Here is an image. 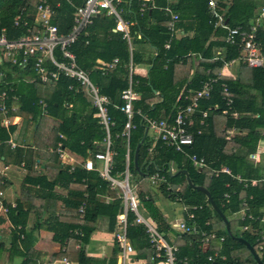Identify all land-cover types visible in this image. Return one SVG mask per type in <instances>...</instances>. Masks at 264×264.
<instances>
[{
  "label": "trees",
  "instance_id": "16d2710c",
  "mask_svg": "<svg viewBox=\"0 0 264 264\" xmlns=\"http://www.w3.org/2000/svg\"><path fill=\"white\" fill-rule=\"evenodd\" d=\"M60 1L59 7L55 9L57 16L53 22L59 24L57 21L62 20L70 27L73 7L80 6L84 0H68L69 3ZM218 1V7L225 10L224 16L229 27L246 28L255 25L258 20L254 14L256 6L249 0ZM166 3L170 6L168 7L170 11L177 14L175 21L177 34L173 39L169 38L167 30L169 16L160 10ZM34 4L35 0H0V30L5 31L8 39L22 34L20 30L12 27L14 17L20 12L22 16L25 13H33ZM152 4L154 8L151 7ZM140 5L139 0H124L121 6L122 17L128 23H132L128 27L130 46L133 39L134 43L146 44L155 51V56L146 61L150 70L155 71L152 76L149 74L146 77H139L131 74L128 77L129 56L132 65L135 66L145 61L141 59L140 53L133 51L132 46L129 53L126 42L111 32L114 26L111 17L94 18L92 25L87 29V37H79L70 47L76 65L81 70L87 71L90 78L101 77L99 81L95 79L94 84L97 85L100 94L105 95L109 101L106 111L112 121L109 135L111 150L114 152L110 175L119 177L124 168V155L128 151V172L136 187L139 214L167 241L172 240V245L176 249L174 253L176 264H257L245 246L234 238L245 240L264 264L262 239L264 231L260 232L259 224V219L264 216V183L260 181L264 173V158L263 164L253 166L245 159L248 154L255 151L257 142L264 138V65L252 69L238 64L236 78H220L218 84L224 83L228 87L227 97L232 102L227 115L221 114L225 107L218 85L214 87L207 101L198 100L197 109L207 110V117L203 120V125H199L200 114H194V125L188 130L193 136L189 152L204 158L208 167L194 169L188 160L174 152L173 148L165 147L160 141H152L147 131L143 136L147 128L146 120L163 119L171 122L176 106L191 103L200 83L221 68L220 61L212 60L214 52L226 49L223 58L227 61L235 59L238 53L235 47L224 45L221 40L222 31L214 30L207 24L209 16L205 0H149L139 13ZM255 26L256 43L264 57V30L257 24ZM59 32H66L61 31L60 24ZM166 42H169V48L165 50L163 45ZM112 59H117L115 68L100 75L95 69V61L108 63ZM0 73L3 74L0 79V90H10L9 96L13 95L16 99L5 101L6 116L10 119L19 118L29 128L32 123L36 125L32 133L33 144L37 145V151L32 153L36 158L41 155L39 150L43 149L42 140L45 142L43 143L45 148L54 149L59 143V146L81 157L101 150L104 133L98 120L94 118L96 110L91 99L75 80L60 76L52 84L40 83L29 68L25 71L19 70L15 65L5 61L0 63ZM26 77L31 79V82L28 83ZM128 86L136 94V98L132 101L133 129L129 131L126 142L125 137L121 136L125 117L119 108L123 103L120 95ZM69 102H72L73 106L67 109L65 104ZM233 113L235 117H232ZM50 120L54 121L55 125L49 126ZM14 129L12 125L7 128L0 125L2 157V148L6 149L5 142ZM226 131H234L236 136L228 141ZM59 135L62 139L58 138ZM137 146H139L137 169H134L133 153ZM37 154L39 156H36ZM19 155L15 152L14 158ZM19 161L20 156L17 163ZM222 166L229 170L231 176L221 174L214 177L212 171ZM27 168L29 173L25 176L24 183L38 184L48 191L61 180L64 181L65 188L69 186L67 195L60 204L52 201L51 206L54 209L48 210L51 214L57 213L48 227V231L52 233V242L61 245L65 240L62 252L50 255L48 264L62 258L76 264H91L92 259L85 257L83 248L96 228L98 217L106 220L108 230L114 229L116 218L121 212V199L115 196L109 204H98L94 197L95 192L86 193L85 186L93 183L94 187L103 192L108 190V183L92 176L86 181L88 185H84L81 180L85 176L81 170L73 171L67 174V177H62V173L57 172V180L55 178L45 183L43 177H36L30 165H27ZM170 168L173 170L172 173L169 172ZM182 170L186 171L192 187L187 185L184 175L180 173ZM154 173H158L165 181L155 189L150 187L148 182ZM31 176L35 178L30 179ZM250 180L258 182L251 186ZM5 186L6 183L2 182L0 189ZM193 187H200L208 192L226 221L227 217L239 216V212L243 210L245 215H250L255 220L244 218L240 221L236 218L227 221L231 234L228 236L223 221L207 206L206 197ZM24 194L26 193L21 190L14 208L7 209L6 219L11 224L7 252L9 258L18 255L23 259L20 264H29V254H32V251L23 237L25 235L22 229L25 225L23 221L32 210L39 211L42 203L37 205L41 199L37 201L38 197L28 195L34 201L31 202ZM159 194L169 202L182 204L187 210L201 206L200 210L193 212L194 223L188 220L187 216L183 218L186 225L195 227V233L182 234L167 225L155 206ZM225 195L227 197H224ZM82 204L84 213L82 219H79L78 207ZM126 218L128 224L126 235L134 248L136 258L145 260V264H155L149 259L152 250L146 241L144 229L131 224L134 220L132 213H128ZM242 226H246V230L237 233L236 228ZM201 233L215 236L208 240V247L204 253L200 249ZM76 244L78 248L75 247ZM115 246L117 249L115 247L112 251L108 264L116 263L118 245ZM2 248L3 244H0V252ZM19 249L24 250V253ZM214 254L218 256L214 257ZM208 257H212L213 261H208ZM219 257H223L224 260H220Z\"/></svg>",
  "mask_w": 264,
  "mask_h": 264
},
{
  "label": "built area",
  "instance_id": "2783aa9c",
  "mask_svg": "<svg viewBox=\"0 0 264 264\" xmlns=\"http://www.w3.org/2000/svg\"><path fill=\"white\" fill-rule=\"evenodd\" d=\"M68 1V0H64ZM141 1L139 13L144 9V5L149 0ZM145 3V4H144ZM206 8L209 16L208 25L212 28L222 31L221 40L224 45L229 47H235L238 55L235 59L225 60L223 58L226 49H218L214 52L213 61H220L221 68L215 74L209 75L204 81L200 83L199 88L194 92L192 102L180 106L177 105L173 114L171 122L163 119H151L146 120L147 132H151L152 140L154 142L160 141L165 147L173 148L174 152L183 155L191 167L194 169H202L208 167L204 158L197 157L195 154L190 153L189 149L193 143V136L188 130L194 125L193 117L195 113L200 114L199 125H203V120L207 117V110H198V100L207 101L216 85L219 86V91L222 94L221 100L224 102V110L221 111L222 115H227L228 109L231 106V100L227 97L228 87L224 84H218L220 78L224 75V70L231 67L234 63L245 65L248 68H261L264 65V57L260 52L256 43L255 33L256 26L252 25L248 28L241 26L229 27L225 20V10L218 7V0H205ZM124 0H84V2L73 9L71 25L65 33L59 32L58 26L53 22L56 17L55 9L59 7V2L54 0H35L33 7V13H25L22 16L20 12L12 21V27L15 30H20L22 34L15 38L8 39L5 36V31L0 30V63L5 61L8 64L15 65L19 70H27L36 76L40 83L52 84L60 76L67 77L75 80L80 87L84 89L85 94L92 101V106L96 110L95 118L98 120L101 126L104 139L101 150L94 152L83 162V168L86 171H96L100 179L106 181L109 188L116 189L120 193L121 199V212L116 218V231L114 233V240L119 248L117 254L116 264H126L128 255L134 254L133 247L131 246L127 236L126 229L127 215L132 213L134 215V225H140L144 229V234L147 243L149 244L152 252L150 254V262L155 264H176L174 259L175 247L172 245V240L167 241L161 234H159L155 227L145 218H143L138 211L139 200L137 192L134 190L135 186L131 181V176L128 172V151L124 155V168L119 174L120 180L117 177H111L109 171L111 170V159L114 152L111 150V141L109 135V128L112 125V121L107 115L106 107L109 104L108 98L105 95L100 94L96 84L89 80V73L81 70L76 65V59L74 54L70 51V47L81 36L87 37V29L92 25L93 19L97 17H111L114 20V26L111 30L113 34L119 35L120 40L125 41L128 46L129 53L131 52L130 36L128 27L132 23L124 20L122 17ZM154 8V5H151ZM167 16H169V24L167 30L169 32V38L173 39L176 36L177 31L175 27V21L177 20V14L170 11L168 7L162 9ZM264 13V9L262 10ZM140 36H137L139 38ZM87 44V41H85ZM169 48V42L163 45V49ZM57 53V54H56ZM117 59L96 65V70L100 75H104L107 71H111L117 65ZM131 57L129 56L128 63V77L132 74ZM3 76L0 73V79ZM26 81L29 78H25ZM31 80V79H30ZM1 84V80H0ZM129 84V82H128ZM10 90H0V125L3 128L13 125L14 119L6 116L5 101H15L13 95L9 96ZM136 98V94L131 90V87L122 91L120 99L123 102L119 108L120 112L125 117V123L123 126V133L121 136L125 137L127 142L129 131L133 129L131 125V117L133 115L132 101ZM185 99H187L185 97ZM66 108H72V102L65 104ZM44 104H42V110ZM13 110V108H12ZM44 113L42 112V115ZM235 117V114H232ZM18 120V119H17ZM197 134L199 131L196 132ZM230 131H226V140L230 139ZM59 138L61 136L59 135ZM10 149L16 148L13 143L5 142ZM187 149V150H186ZM150 151V150H148ZM55 152L58 157L62 155L60 146L57 145ZM250 159V157L248 158ZM100 163L101 167H95L94 163ZM169 172L173 170L170 168ZM214 177L224 174L231 176L229 170L226 167L214 169L212 171ZM240 182V179L236 177ZM264 183V176L261 180ZM131 182V183H130ZM149 186L157 188L161 183H164V179L154 173L148 179ZM258 181L250 180L251 186L256 185ZM224 197H227L226 195ZM244 206V204H242ZM209 207V205L207 204ZM13 207V205H12ZM201 206L188 208L186 211L187 219L194 222L193 212L200 210ZM0 213L6 214L7 207L3 206L1 202L0 192ZM79 219H82L84 213V205L78 207ZM185 213V212H184ZM238 220H255L250 215H245L244 210L238 214ZM261 226L260 232L264 231V216L259 219ZM174 228L182 233H195V227L193 225L188 226L183 221L178 222ZM246 230V226L239 228V233ZM259 232V234H260ZM201 246L200 249L204 253L208 247V240L213 239V234L201 233ZM264 240V235H262ZM261 239V240H262ZM222 241V238L219 239ZM77 247V246H76ZM218 255L214 254V257ZM220 260H224L223 257H219ZM208 261H213L212 257L207 258ZM61 264H70L67 259H60Z\"/></svg>",
  "mask_w": 264,
  "mask_h": 264
},
{
  "label": "crops",
  "instance_id": "0c3cea01",
  "mask_svg": "<svg viewBox=\"0 0 264 264\" xmlns=\"http://www.w3.org/2000/svg\"><path fill=\"white\" fill-rule=\"evenodd\" d=\"M54 1H58L59 5L61 3L60 0H54ZM249 1L254 3L256 6V8L254 9V14L256 15V18H258V20L256 21L255 25L257 24L261 29L264 30V13H262V10L264 9V0H249ZM66 3H69V2L67 1ZM75 7L77 6H74L73 9ZM163 7H170V6L168 5V3H166V5ZM163 7H161L160 9H162ZM72 14H73V11H72ZM72 14H71V19H72ZM56 16H57V13H56ZM71 19H70V23H71ZM57 22L61 25V31H67L69 27L67 24H65V22H63L62 20H59ZM59 24H56L58 26V29H59ZM146 49L150 50V51H147V54H149V59L155 56V51L153 49L149 47L148 48L146 47ZM98 62H100L101 64L104 63V62H101L100 60H96L95 64L97 65ZM141 65H144V63H141ZM231 67H228L227 69L224 70V75L222 77L232 78V79L236 78L239 65L235 70H230ZM149 68L150 67H148L147 69L145 65L142 66V68H140L139 65H136V66L133 65L132 74L139 76V77H146L147 75L151 74V71L149 70ZM27 82L29 83L31 82V80L29 79L27 80ZM95 114H94V118H95ZM48 122H49V126L51 124L55 125L54 121L52 120ZM12 126H14L15 129L9 133V137L6 142L9 141L10 143L15 144L16 148L10 149L8 147V144L5 143V146H6L5 148L7 149L8 154L5 157L0 156V185L2 184V182H5L6 184L9 182L8 180L5 179V172L8 170V167H14V171H12L13 173L11 174L15 176L20 174L19 184L16 186L17 190L8 195L7 197L8 199L3 198V195L1 193V202L3 206L7 207V209L14 208L15 204L18 202L19 192L21 190L26 193L24 194V197L26 199H30V196L38 197L37 201L41 199V201L37 203V205L42 203L40 210L39 211L32 210L25 217L23 221L25 225L22 229L25 233V235H23V237H25V242L27 243V245L30 246V249L32 251V254H29L30 256L29 264H48L50 261L49 256L52 254L58 253V252H62L63 244L65 243V240H63V243L61 245L52 242L51 240L52 233L48 231V227L51 225L52 220L54 216L57 215V213L54 212V214H51L50 211L48 210L54 209L51 206L52 201L57 202V203L59 202L60 204L61 200H63L66 197L67 189L69 186L65 188V183L64 181L61 180L59 184H57L51 190L48 191L47 189H45V187L42 188L38 184L31 185V184L24 183V178H26L25 176L29 173L27 165H30L33 173L36 174V177H43L45 179V183H49L50 180H53L55 178L57 180L58 178L56 176L57 172L62 173L61 174L62 177H67V174H71L73 171L81 170L83 172V176H85L84 178H86V180H84V178L81 180V183H83L84 185L87 184L86 181L88 180L89 177L90 178H92V176H95L96 178H99V177L96 171H86L83 168V162L87 158H90L91 154H89V156L87 157H81L79 155H76L66 150L64 147L60 145L62 155L58 157L55 150H56L57 145H59V143L56 145L54 149H51V147L45 148L43 144L45 142L44 140H42L43 142L42 141L41 142L43 145V149L39 150L41 155L39 156L37 154L36 156H39V158H36L34 154L32 153V151H37V145L33 144V139H32L33 128H35L36 125L32 123L31 127L29 128L27 127L25 122L20 121L19 118L16 117L14 119V123ZM24 132H28L26 136L27 139L25 141L23 139L25 137ZM229 135H230L229 140H231L234 136H236L234 131L230 132ZM148 137H150V139L152 140V134L149 131H148ZM59 139H62V137ZM15 152L17 153V155L21 154L19 155L20 156L19 163H17L19 156L17 158H14ZM249 157L250 159H248ZM263 158H264V138H262L261 140L257 142L255 151L252 154H248L245 159L248 162L252 163L251 165L253 166V165L263 164L261 163V159ZM94 165L96 169L101 167L100 163L98 162H95ZM262 176H264V173ZM29 178L32 179L35 177L31 176ZM89 185L90 186H85V192L86 193H88L87 191H91L90 193L95 192L94 197L97 200L98 204H101V205L109 204L111 201H113L115 196L116 198H120L119 191L116 189L109 188L108 185H107L108 190H105L103 192L99 190L98 187H94L93 183H89ZM86 193H84L83 195L85 196ZM31 202H34V201L31 200ZM155 206L159 210V212L162 214L167 225L172 226V227H174L178 222L183 221L184 220L183 218L186 216V211H188L187 209H185L186 211H183V208L185 207L182 204L169 202L165 200L160 194L158 197V201L155 203ZM6 215L7 214L0 213V221H2L0 223V244H3L2 251L0 252V264H20L23 260L21 256L14 255L11 258H9L8 256L7 248H8V241H9V236H10L9 229L11 228L10 227L11 224L8 221V219H6ZM133 222L131 224H133ZM116 229H117L116 226H114V229L112 231L108 230L106 220L103 217H98L96 228L90 235L87 245H85L83 248L85 257L92 259L91 264H108L109 258L112 255V251L115 249L116 247L115 245H117L113 237ZM75 233L76 232H74V234ZM237 233H239V228L237 229ZM75 247L78 248V244H76ZM18 248H20V246H18ZM119 248L120 247H118L117 251H119ZM19 251L24 253V250L22 251V249H19ZM117 254L118 253H116V260H117ZM135 255H136L135 251H134V254L128 255L129 257L126 260V264H145V260H139L136 258ZM67 261L70 264H76L72 261H69V260ZM51 264H61V263H60V260H55Z\"/></svg>",
  "mask_w": 264,
  "mask_h": 264
},
{
  "label": "rangeland",
  "instance_id": "374dc122",
  "mask_svg": "<svg viewBox=\"0 0 264 264\" xmlns=\"http://www.w3.org/2000/svg\"><path fill=\"white\" fill-rule=\"evenodd\" d=\"M131 46L133 48V51H135L136 53H140L141 54L140 55L141 56V59L143 61H145L144 65L148 69L149 66H148V64L146 62L147 59H149V54H147V51H150V50L149 49H146V47L148 48V46L146 44L134 43L133 39L131 40ZM142 47H144V48H142ZM104 64H106V63H104ZM144 65H139V67L142 68V66H144ZM237 67H238V65L236 63H234L232 65V67L230 68V70H235ZM149 70H150V68H149ZM150 71H151L150 76H152L155 73V71H153V70H150ZM95 79H98V81H99V80H101V77L100 78H97V77L90 78L89 77V80L92 83H94V80ZM19 125H20V123H19ZM17 128H18V126H17ZM27 134H28V132H24V135H25V137L23 138L24 141L27 139V137H26ZM2 151L3 152H1V153H2L3 157H5L7 155V150L4 149V147H3L2 148ZM261 153H263V152H261ZM262 160L263 159H261V163H263ZM12 171H14V167H8V170L5 172V179L8 180L9 182L7 181L8 183L6 184V186L3 189H0V191H1L2 195H3V198H6V199H8L7 197H8V195L10 193H13V192H15L17 190L16 186L19 184V176H20V174H18L17 176H15V175L11 174V173H13ZM117 178H118V180H120L119 177H117ZM134 190L136 191V187L134 188ZM236 218H238L237 215H234V216H231V217H227V221H232V220H234ZM238 228H240V227H237L236 228V232H237V229Z\"/></svg>",
  "mask_w": 264,
  "mask_h": 264
},
{
  "label": "water",
  "instance_id": "95a60500",
  "mask_svg": "<svg viewBox=\"0 0 264 264\" xmlns=\"http://www.w3.org/2000/svg\"><path fill=\"white\" fill-rule=\"evenodd\" d=\"M146 131L144 132V135L146 134ZM143 140V139H142ZM138 148L139 146H137L134 150V153H133V166H134V169H137V152H138ZM181 174L184 175L185 179H186V182H187V185L190 187H192V185L190 184V181L188 179V176H187V173L186 171L182 170L180 171ZM177 174V173H176ZM196 191L202 193L205 197H206V201L209 205V207L220 217V219L223 221L224 223V226H225V231H226V234L228 236H231L230 232H229V229H228V223L226 221V219L224 218V216L221 214V212L219 211V209L216 207V205L213 203L212 199L210 198V195L208 194V192L206 190H204L203 188H200V187H193ZM234 238V237H233ZM237 242L243 244L245 246V248L249 251V253L252 255L254 261L257 263V264H262L259 260V258L257 257V255L253 252V249L252 247L243 239L241 238H234Z\"/></svg>",
  "mask_w": 264,
  "mask_h": 264
}]
</instances>
